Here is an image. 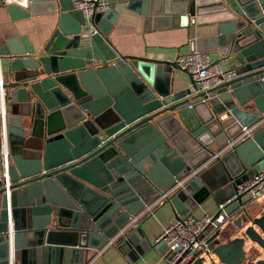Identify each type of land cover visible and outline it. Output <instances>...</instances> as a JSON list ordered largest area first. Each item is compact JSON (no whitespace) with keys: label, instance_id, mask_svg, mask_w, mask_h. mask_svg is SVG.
I'll return each mask as SVG.
<instances>
[{"label":"water","instance_id":"95a60500","mask_svg":"<svg viewBox=\"0 0 264 264\" xmlns=\"http://www.w3.org/2000/svg\"><path fill=\"white\" fill-rule=\"evenodd\" d=\"M34 1L0 4L26 17ZM49 2L58 17L39 54L0 49L8 60L0 83V264H85L129 214L264 109V0H184L185 25L204 8L221 15L212 43L190 33L189 50H215L213 61L235 72L200 91L174 60L110 47L116 15L132 2L89 18L70 0ZM153 2L168 13L178 0H144ZM173 70L186 74L187 88L172 89ZM257 168H264V125L166 198L174 217L209 193L218 203L230 198L223 212L241 230L222 242L215 230L208 252L184 264H264V210L248 215L249 197L236 193ZM136 231L124 233L119 249Z\"/></svg>","mask_w":264,"mask_h":264},{"label":"crops","instance_id":"0c3cea01","mask_svg":"<svg viewBox=\"0 0 264 264\" xmlns=\"http://www.w3.org/2000/svg\"><path fill=\"white\" fill-rule=\"evenodd\" d=\"M49 1L35 0L32 13L26 17H18L16 14L10 16L6 6L0 4V49L25 51L30 56L39 54L58 17L57 7L55 12H50ZM105 1L108 7L133 3L131 8H121L106 37L110 47L119 55L175 60L177 55L189 50L187 41L190 33L194 38L204 37V42L210 45V38L217 33V22L221 17L212 7H208L199 12L194 25H185V20H182L184 9L181 6L184 0H178L177 5L171 4L168 13L164 12V7L159 2L150 5L145 4L144 0ZM206 53L211 60L218 57L215 50H208ZM219 64L227 67L223 60ZM7 68L8 60L0 56L1 77H4ZM171 74L174 91L188 87L186 74L178 70H173ZM217 204V199L209 193L193 209L183 212L180 216L191 213L197 217L202 213H211L215 211ZM261 210H264V194L258 200L246 203V211L250 216H258ZM173 217L171 206L166 201L162 202L151 215L133 227L137 228L136 240L126 250L119 249V243L123 239L113 246L103 248V244L85 264H168V252L160 244H154L153 239ZM234 217V214L228 215L219 227V242L225 241V238L240 237L241 230H236L231 223Z\"/></svg>","mask_w":264,"mask_h":264},{"label":"built area","instance_id":"2783aa9c","mask_svg":"<svg viewBox=\"0 0 264 264\" xmlns=\"http://www.w3.org/2000/svg\"><path fill=\"white\" fill-rule=\"evenodd\" d=\"M73 10L79 11L84 18H89L97 12H103L108 8L105 0H70ZM176 64L191 75L196 81L195 91L204 90L220 83L222 80L235 75L232 68L222 67L219 63L211 60L206 51L196 49L188 50L186 53L175 57ZM1 83V76H0ZM264 125V109L259 113L257 119L240 126V131L225 139L222 145L208 153L205 159L199 162L191 172L160 193L155 199L145 204L139 211L129 214L126 222L112 234L104 243V247L116 245L124 238L128 229L136 227L139 223L151 215L153 210L173 194L184 181L193 177L197 172L206 168L213 160L223 155L224 152L233 150L242 140L251 136L260 126ZM0 181L2 177L0 176ZM236 193H244L250 200H258L264 194V168L258 170L249 178L245 179L236 190ZM218 203L214 212L202 213L194 216L185 213L172 220L154 237V244H164L166 251L170 254L168 264H183L188 261L196 252L203 254L208 252V242L214 231L219 229L221 224L228 217L223 212L226 201Z\"/></svg>","mask_w":264,"mask_h":264},{"label":"rangeland","instance_id":"374dc122","mask_svg":"<svg viewBox=\"0 0 264 264\" xmlns=\"http://www.w3.org/2000/svg\"><path fill=\"white\" fill-rule=\"evenodd\" d=\"M260 255H261V252H260ZM260 255H259V256H260Z\"/></svg>","mask_w":264,"mask_h":264}]
</instances>
